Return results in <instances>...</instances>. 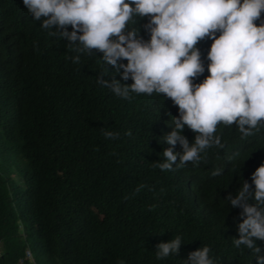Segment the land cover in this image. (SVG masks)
<instances>
[{
	"label": "trees",
	"instance_id": "1",
	"mask_svg": "<svg viewBox=\"0 0 264 264\" xmlns=\"http://www.w3.org/2000/svg\"><path fill=\"white\" fill-rule=\"evenodd\" d=\"M44 19L35 21L23 0H0V264H18L26 250L35 264H186L204 246L214 264H257L252 250L234 245L243 210L226 198L244 181L255 190L264 121L249 136L238 123L221 122L214 136L223 147L162 171L157 163L173 147L162 138L180 118L178 106L156 92L116 96L98 80L131 85L123 69L117 73L96 49L77 52L82 45L50 35L55 29H44ZM150 20L134 16L125 34L150 42ZM262 23L264 12L255 21ZM213 42L195 46L205 70L193 85L210 75ZM182 134L190 145L199 135L187 126ZM175 236L183 241L179 254L158 260L157 245ZM253 239L264 255V241Z\"/></svg>",
	"mask_w": 264,
	"mask_h": 264
},
{
	"label": "clouds",
	"instance_id": "2",
	"mask_svg": "<svg viewBox=\"0 0 264 264\" xmlns=\"http://www.w3.org/2000/svg\"><path fill=\"white\" fill-rule=\"evenodd\" d=\"M23 4L35 21L46 18L41 26L55 29L50 35L59 34L69 44L82 45L77 52L92 55L90 50L96 49L117 73L123 69L122 79L133 80L131 85L98 80L116 96L130 99V93L156 92L178 106L180 118H174L173 130L162 138L173 146L163 151L165 160L157 163L162 171L198 161L200 152L213 144L223 147L220 137L214 136L221 122L238 123L240 132L249 136L264 121V23L255 24L264 12V0H23ZM134 16L151 17L147 25L150 42L138 39L133 30L125 34ZM217 32L221 33L218 38ZM205 37L214 41L207 57L210 75L193 85V79L205 70L195 48ZM122 60L127 65L118 63ZM73 62L78 63L79 56ZM185 126L199 134L191 145L182 134ZM103 135L119 137L109 131ZM177 143L182 152L174 153ZM252 181L254 191L244 181L235 197L229 194L226 200L243 210L235 247L252 250L257 264H264V255L253 239L264 241V165L253 173ZM182 244L180 236L158 244L156 258L178 255ZM210 252L208 246L201 247L189 254L186 264H214Z\"/></svg>",
	"mask_w": 264,
	"mask_h": 264
},
{
	"label": "built area",
	"instance_id": "3",
	"mask_svg": "<svg viewBox=\"0 0 264 264\" xmlns=\"http://www.w3.org/2000/svg\"><path fill=\"white\" fill-rule=\"evenodd\" d=\"M18 264H35L31 253L26 250L24 256L18 261Z\"/></svg>",
	"mask_w": 264,
	"mask_h": 264
},
{
	"label": "rangeland",
	"instance_id": "4",
	"mask_svg": "<svg viewBox=\"0 0 264 264\" xmlns=\"http://www.w3.org/2000/svg\"><path fill=\"white\" fill-rule=\"evenodd\" d=\"M16 179V178H15Z\"/></svg>",
	"mask_w": 264,
	"mask_h": 264
}]
</instances>
